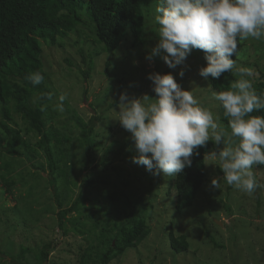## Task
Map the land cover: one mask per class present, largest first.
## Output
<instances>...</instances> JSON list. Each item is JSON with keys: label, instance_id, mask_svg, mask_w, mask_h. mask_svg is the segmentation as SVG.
Segmentation results:
<instances>
[{"label": "rangeland", "instance_id": "obj_1", "mask_svg": "<svg viewBox=\"0 0 264 264\" xmlns=\"http://www.w3.org/2000/svg\"><path fill=\"white\" fill-rule=\"evenodd\" d=\"M144 6L150 14L146 17L145 27H142V44L132 46V38L127 36L113 54L103 52L102 45L93 41L94 31L90 24L76 26L68 36L58 38L54 45L49 40H41L48 82L55 93L48 103L47 117H52L49 124H52L54 132L61 138H67L60 147L67 148L65 161L68 166L70 154L80 150L72 148L76 144L78 129L65 110L59 112L53 107L56 95L62 91L69 93L67 106L85 121L93 114L102 116L95 127L96 139L102 143V148L96 152V162L105 156L104 153L113 159L80 175L75 171L73 180L76 185L70 184L67 189L59 190L63 206L68 207L82 188L83 177L93 180L85 188L84 199L79 202L78 209L68 214L78 219L73 224H66L64 234L57 225L58 208L47 170L35 169L25 158L19 165V158L10 157L3 150L4 137L0 134L1 158L9 160L12 165L10 172L1 168L0 172L12 175L14 179L8 192L0 181V250L4 251L0 255V264H13L12 260L22 264H78L85 250L91 258L88 264H100L99 256L108 249L109 243L115 244L118 228L134 215L130 214L132 206L148 226L149 233L137 246L126 248L107 264H264V165L254 169L261 187L251 195L244 194L224 181L221 169L214 166L215 161L210 154L213 150H210L205 154L206 176L194 202L177 213L174 209V177L154 176L143 166L133 163L132 158L136 155L134 146L118 155L113 153L122 140L130 137L119 121L114 120L119 94L154 96L152 82L147 78L152 72H171L181 87L190 89L228 129V119H223L219 102L211 95L214 90L199 75L198 69L206 64L201 50L194 49L185 63L176 68H169L159 56H153L151 61L146 59L157 42L158 26L153 19L155 1L145 0ZM238 50L236 54L241 55L236 66L253 69L257 74L255 87L258 92H264V39L242 41ZM107 60L110 64L106 69ZM89 64L92 67L89 75L85 76L83 72ZM181 69L183 77L178 75ZM231 75L229 87L238 79L237 75ZM260 113L264 111L253 114ZM8 123L24 136L27 128L18 114L12 113ZM26 136L29 142L37 140L33 134L27 133ZM213 146L222 147V144ZM106 147L110 151L105 152ZM36 162L46 166L40 153ZM24 164L26 170L33 173L26 182L20 181V175L25 174L21 167ZM214 177L220 180L219 189L211 187ZM68 178L72 180L70 173ZM124 178L129 181V186L122 184ZM112 188L122 190L127 202H118L119 206H114L107 198ZM141 197L142 201L133 203ZM107 222L106 229H103ZM171 231L176 236H186L187 251L175 252L170 248ZM205 233H209L220 247H213ZM44 245L48 246L45 260L40 254Z\"/></svg>", "mask_w": 264, "mask_h": 264}, {"label": "clouds", "instance_id": "obj_2", "mask_svg": "<svg viewBox=\"0 0 264 264\" xmlns=\"http://www.w3.org/2000/svg\"><path fill=\"white\" fill-rule=\"evenodd\" d=\"M158 26L156 44L146 59L159 56L169 68L183 65L194 49L201 50L206 64L198 69L205 80L225 73L238 76L226 90L213 91L228 129L212 109L204 107L190 89L182 88L171 72H152L154 96L129 97L119 94L114 110L121 127L130 133L136 155L133 163L154 176L174 177L191 167L192 156L211 141V157L222 171L224 181L251 195L261 184L254 169L264 165V92H258L257 74L249 67H237L233 56L248 39H264V0H159L153 11ZM183 77L184 71L178 72ZM33 86L45 81L39 70L29 73ZM69 93L56 95L54 110L64 111ZM51 93L37 95L33 103L40 110L52 101ZM220 180L211 179L219 189Z\"/></svg>", "mask_w": 264, "mask_h": 264}, {"label": "trees", "instance_id": "obj_3", "mask_svg": "<svg viewBox=\"0 0 264 264\" xmlns=\"http://www.w3.org/2000/svg\"><path fill=\"white\" fill-rule=\"evenodd\" d=\"M154 1L156 5L159 3V0ZM144 4L145 0H0V134L4 137L2 148L8 156L19 158L20 161H17L19 165L25 158L35 169L47 170L58 208L57 225L64 234L66 224H73L78 219L68 214L78 209L79 202L84 199L85 188L93 180L83 177L82 188L68 207L63 206L59 190L67 189V185L70 184L76 185V181L73 180V176H76L75 171H78L77 175H80L88 169L106 165L113 157H108L107 153H104L105 156L96 162V152L102 148V143L96 139L95 127L102 116L93 114L85 121L73 108L67 106L66 101L64 110L78 129L76 144L72 145V148L76 147L80 150L79 153L70 154L68 166V162L65 161L67 148L60 147L62 141L67 138L58 136L52 124H49L52 119L47 117L46 111L49 106L41 111L39 104L33 103L34 98L41 93H51L53 97L55 96L48 82L49 74L44 64L41 40H49L50 44L54 45L58 38L68 36L76 26L90 24L94 31L93 41L102 45L103 52L113 54L127 36L132 38V46L142 44V27H145L146 17L150 14ZM239 55L241 53L233 56L236 62ZM109 64L107 60L106 69ZM91 67L92 65L89 64L87 70L83 72L85 76L89 75ZM37 70L43 73L45 81L38 86H33L27 77L29 73ZM230 76H232L231 73H225L219 79L209 76L206 81L214 91L226 90L229 88ZM221 110L223 111L222 108ZM12 113L18 114L24 121L27 128L24 136L8 123L12 119ZM225 118L223 119L226 120ZM27 133L33 134L37 140L34 143L29 142ZM131 146L133 143L130 137L126 138L119 143L113 153L118 155ZM214 149L213 143L207 142L205 146L197 150L198 154L192 156L191 167H186L182 173L174 176V209L177 213L190 207L194 202L206 176L205 154ZM104 150L108 152L110 148L106 147ZM39 153L44 156L46 166L36 162ZM21 167L25 174L20 175V181L26 182L27 177L29 178L33 173L26 170L25 164ZM0 168L7 173L12 170L11 162L3 160L1 153ZM69 173L72 177L71 181L68 178ZM142 175H144L143 172ZM0 181L7 187V192L8 188L14 184L13 176L2 172H0ZM122 184L129 186L130 183L124 178ZM124 195L126 194L122 190L112 188L108 191L107 198L117 207L118 202H127ZM139 201H142V197L141 200L139 198L133 203L136 204ZM131 213L134 215H131L127 222L118 228L119 234H117L118 238H114L115 244L109 243L108 249L99 256L100 264H107L126 248L137 246L148 235V226L133 206ZM107 225L108 222L102 228L106 229ZM205 236L213 247H220L209 233H205ZM169 245L175 252L188 249L186 236L184 234L176 236L172 231L169 233ZM47 248L48 246L44 245L40 253L44 260L47 258ZM87 251L80 255L78 264H88V261H91ZM3 253L4 251L0 250V255ZM12 263L22 264L17 260H12Z\"/></svg>", "mask_w": 264, "mask_h": 264}, {"label": "bare ground", "instance_id": "obj_4", "mask_svg": "<svg viewBox=\"0 0 264 264\" xmlns=\"http://www.w3.org/2000/svg\"><path fill=\"white\" fill-rule=\"evenodd\" d=\"M262 170V169H261Z\"/></svg>", "mask_w": 264, "mask_h": 264}]
</instances>
